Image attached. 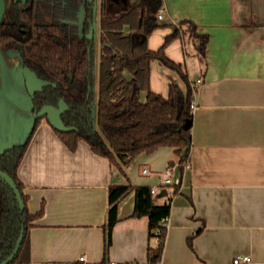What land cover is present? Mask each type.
I'll use <instances>...</instances> for the list:
<instances>
[{"label":"crops","instance_id":"obj_1","mask_svg":"<svg viewBox=\"0 0 264 264\" xmlns=\"http://www.w3.org/2000/svg\"><path fill=\"white\" fill-rule=\"evenodd\" d=\"M161 7L158 20L166 25L147 36L149 48L159 47L182 19L207 34L203 61L186 32L164 48L194 87L188 166L180 177V155L160 146L120 169L84 140L70 149L42 119L17 168L28 210L40 211L28 232L35 264L145 263L156 238L148 236L146 215H131L132 189L118 200L105 247L108 187L159 186L168 166L173 183L154 197L170 202L159 264H234L236 253L251 257L243 264H264V0H162ZM5 55L0 50L1 64ZM20 64L16 59L0 83V151L4 133L14 137L18 120L32 117ZM170 82L186 89L176 70L151 60L150 89L166 96Z\"/></svg>","mask_w":264,"mask_h":264},{"label":"trees","instance_id":"obj_2","mask_svg":"<svg viewBox=\"0 0 264 264\" xmlns=\"http://www.w3.org/2000/svg\"><path fill=\"white\" fill-rule=\"evenodd\" d=\"M96 5L97 0L13 2V21L0 23V48L16 49L23 65L49 81L32 95V112L36 113L44 104L56 105L59 99L67 104L61 119L74 129L52 128L70 149L84 140L93 152L122 169L141 151L171 146L180 155L181 177L191 141L190 125L184 128L183 123L186 119L191 123L190 101L194 87L180 64L171 60L164 48L181 32H186L194 40L196 52L203 61L207 34L197 32L191 20L182 19L171 24L173 30L159 47L151 49L147 36L155 28L166 25L157 18L162 0H98L100 48L95 72L93 31L91 36L87 34ZM79 11H82L80 26L77 23ZM182 25H185L183 29ZM153 59L176 70L186 89L170 82L166 96L152 91L149 65ZM42 119L45 117L34 118L23 142L0 152V170L13 179L23 200L20 208L13 190L0 177V261L12 251L23 228L19 248L6 264H35L30 259L28 232L40 211L28 210L27 195L17 176V168ZM179 183L180 179L173 185V192L177 191ZM159 187L162 191L165 186ZM129 189L134 191L131 215H146L148 236L156 238L155 245H148L143 264H157L163 252L170 202L156 203L155 192L148 185L129 182L109 185L105 247L110 243L111 228L117 220L118 200ZM162 218H165L163 223Z\"/></svg>","mask_w":264,"mask_h":264},{"label":"water","instance_id":"obj_3","mask_svg":"<svg viewBox=\"0 0 264 264\" xmlns=\"http://www.w3.org/2000/svg\"><path fill=\"white\" fill-rule=\"evenodd\" d=\"M18 1V0H15ZM24 2V0H21ZM5 9V1L0 0V21L3 16V12ZM82 16V12L80 11L79 17ZM18 74L21 80L23 81L27 97L29 99L30 104V110H31V97L32 95L40 91L43 86L47 85L49 82L45 79H42L37 76V74L31 70L28 66L20 64L18 67ZM67 109V105L64 102L63 99H59L57 105L52 104H44L40 107V109L34 113L31 110L32 117L30 120H23L19 119L17 124V130L16 135L14 137H11L8 134L4 133V147L2 148V151L11 147L12 145L18 144L23 142V140L27 137L31 125L33 123V120L35 117H45L46 121L53 127L54 129H57L59 131H69L74 129L73 126L65 125L61 119V113ZM190 125V121L186 119L183 123V127L187 128ZM0 151V152H2ZM0 177L9 185V187L13 190L16 200L19 204V207H23V200L21 198V194L19 192V189L16 187L13 179L4 171L0 170ZM164 193V191H162ZM23 237V228H21L20 233L15 241L14 247L12 251L0 261V264H6L9 262L14 254L17 252L20 242Z\"/></svg>","mask_w":264,"mask_h":264},{"label":"rangeland","instance_id":"obj_4","mask_svg":"<svg viewBox=\"0 0 264 264\" xmlns=\"http://www.w3.org/2000/svg\"><path fill=\"white\" fill-rule=\"evenodd\" d=\"M118 0H112V2H116ZM98 18H99V13H98V4L96 5L95 8V16H94V21H93V27H94V69L95 72H97V65H98V59H99V48H100V41H99V24H98ZM4 20H12L13 19V13L10 9V6L8 5L3 17ZM185 25L181 26L183 29ZM11 52V53H10ZM13 53V54H12ZM16 59L19 60V56H14L13 51H8L7 55H5V63L1 64L0 63V83L6 81L5 78L10 76L9 74V68L15 64ZM141 98L144 99V96L141 95Z\"/></svg>","mask_w":264,"mask_h":264},{"label":"built area","instance_id":"obj_5","mask_svg":"<svg viewBox=\"0 0 264 264\" xmlns=\"http://www.w3.org/2000/svg\"><path fill=\"white\" fill-rule=\"evenodd\" d=\"M164 9L162 7H160L157 11V18L161 19L162 18V14H163ZM194 105V101L191 99L190 101V106L191 108ZM188 166V162L185 161L184 162V167ZM147 169L144 168L143 172H146ZM172 176V167L168 166L165 171L162 173L161 177H160V184L159 186H164V185H169L173 183V180L171 178ZM179 179L175 181V183H178ZM159 186H155V187H151V191L152 192H158L159 191ZM165 221V218H162V223ZM79 259L82 260L83 259V255L79 256ZM251 261V257L247 254H243V253H236L233 258H232V263L234 264H243V263H248ZM109 264H116L115 262H109ZM132 264H137V263H132ZM159 264V262L157 263Z\"/></svg>","mask_w":264,"mask_h":264},{"label":"flooded vegetation","instance_id":"obj_6","mask_svg":"<svg viewBox=\"0 0 264 264\" xmlns=\"http://www.w3.org/2000/svg\"><path fill=\"white\" fill-rule=\"evenodd\" d=\"M5 1V9H4V12H3V16H2V18H1V21H0V23L2 22V21H7V20H4L3 19V17H4V14H5V11H6V8H7V6L9 5L10 6V9H11V11H12V3L13 2H21V3H25L26 2V0H24V2L23 1H21V0H18V1H15V0H4ZM97 4H98V0H97ZM99 10V9H98ZM82 12V11H81ZM12 13H13V11H12ZM79 13H80V11H79ZM79 13H78V19H77V23H78V25L80 26L81 24V20H82V16L81 17H79ZM13 19H14V16H13ZM13 19L12 20H8V21H13ZM94 21V20H93ZM93 31V35H94V27H93V22H92V24H91V28H90V31L88 32V34H87V36H91V32ZM0 50H2V51H4V52H8V51H13V52H15V53H17V55L19 56V58H20V61H21V64L23 65V63H22V59H21V56L19 55V53H18V51L16 50V49H8V50H3V49H1L0 48ZM27 66V65H26ZM32 70V69H31ZM35 72V71H34ZM39 77V76H38ZM41 78V77H40ZM43 79V78H42ZM49 82V81H48ZM43 88V87H42ZM58 103V102H57ZM57 105V104H56ZM67 105V104H66ZM65 111V110H64ZM63 111V112H64Z\"/></svg>","mask_w":264,"mask_h":264}]
</instances>
